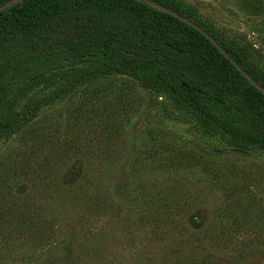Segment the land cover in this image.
Here are the masks:
<instances>
[{
  "label": "rangeland",
  "instance_id": "1",
  "mask_svg": "<svg viewBox=\"0 0 264 264\" xmlns=\"http://www.w3.org/2000/svg\"><path fill=\"white\" fill-rule=\"evenodd\" d=\"M140 1L196 21L264 84V10L249 14L233 0ZM143 20L81 7L0 38V264H264V150L209 127L156 82L121 70L74 82L112 66L106 46L120 43L136 74L190 84L204 92L192 97L201 109L232 133H258L261 114L199 62L203 45L173 29L154 34ZM21 112L24 123L14 117ZM103 145L111 147L104 155ZM172 146L211 162L165 169L148 161ZM130 156L145 166L128 169ZM236 198L243 209L233 219L218 214ZM22 208L51 222L42 242L20 239ZM68 235L73 260L55 246Z\"/></svg>",
  "mask_w": 264,
  "mask_h": 264
},
{
  "label": "trees",
  "instance_id": "2",
  "mask_svg": "<svg viewBox=\"0 0 264 264\" xmlns=\"http://www.w3.org/2000/svg\"><path fill=\"white\" fill-rule=\"evenodd\" d=\"M234 5L249 14H258L261 13L259 11L264 10V0H233ZM165 7L172 9L164 2H160ZM81 7H85L86 9L90 10H100V11H109L115 14L133 18V19H140L143 20V16L146 18L142 22H147L148 26L151 27L150 30L152 33L156 34L157 32H165L166 29H173L182 33L183 35L191 37L193 45L200 43L205 47L206 51L212 52L207 53L206 51L202 53H198L199 62L209 64L214 71V77L217 78L221 84L228 90L233 92H243L241 95L247 105L250 106V109L257 114H261L263 119V126L262 128L256 133V131H247L245 133H232L222 122L212 118V116L208 115L204 112L199 104L193 99V96L198 94L204 95V92L197 89L196 87L179 82L178 88L170 87L167 83H165L161 78L157 75L153 74H136L133 72L127 65L128 58L123 56L124 51L121 50L122 45L117 43V45H107L106 47L113 52L115 61L110 67H99L95 69H91L89 71H81L76 73L74 78V82L76 86H80L87 81V79H91L93 76L111 74L117 72L119 70L123 71L126 75L134 78L135 80H145V81H152L156 82L158 85L166 89L172 96L175 98L182 100L186 104H188L194 111L196 116L202 120L203 123L207 124L209 127L216 129L218 131L223 132L226 136H228L232 141L247 145L253 148H258L264 150V106L263 103L258 105L253 98V94L264 101V94L254 88L249 82L241 76V74L235 69L222 55L218 50L205 38L202 36L200 32H198L194 27L190 26L189 24L183 22L182 20L174 17L173 15L165 12L157 7L151 6L146 2L140 0H0V38H8L13 35H17L18 33H22L27 31L29 28L40 24L43 21H47L53 18L54 15L58 13L66 12L67 10L71 9H78ZM140 10H143L144 13L149 12V14H141ZM174 10V9H172ZM179 14L181 12L175 10ZM183 15V14H181ZM150 16V18H148ZM185 16V15H183ZM186 17V16H185ZM191 20V19H190ZM194 23L198 24L196 21L191 20ZM200 25V24H198ZM201 26V25H200ZM202 27V26H201ZM203 28V27H202ZM204 29V28H203ZM206 30V29H205ZM207 31V30H206ZM208 32V31H207ZM209 33V32H208ZM210 34V33H209ZM211 35V34H210ZM212 36V35H211ZM215 39V38H214ZM216 40V39H215ZM218 44L227 52L229 56H231L236 63L240 66V62L238 57L233 54L228 48L221 43L220 41L216 40ZM216 60H220V63H216ZM247 73L249 71L245 69ZM222 74V76H221ZM254 80H256L255 76L252 74L250 75ZM257 81V80H256ZM242 82V83H240ZM264 88V84L258 82ZM241 85V86H240ZM253 93H251L250 92ZM17 119L22 120L24 123L28 119L27 112H21L14 116ZM15 118L10 119L7 126L10 127L14 124ZM68 146V143H67ZM104 151L102 155L107 154L110 152L111 147L109 148L106 145H103ZM230 150H233L232 148ZM237 150V149H235ZM158 157L149 158V162H154L159 165V167H164L165 169L178 168L184 166H194L198 165L200 168L205 169L204 163L211 162L208 156H204L199 151H194L190 148H178L177 146H172L169 151L159 149L156 151ZM152 152V153H155ZM128 153V151L126 152ZM149 153V154H152ZM162 153H164L162 155ZM131 161H129L130 168L134 171L141 170L143 168V162L140 161L139 158H133V156L129 157ZM132 158V159H131ZM210 160V161H209ZM140 162V164H139ZM150 165V164H149ZM148 165V166H149ZM153 165V164H151ZM145 166V165H144ZM163 168V169H164ZM126 187H124L125 189ZM235 190V189H234ZM126 191V190H124ZM123 191V192H124ZM235 197L239 195L241 192L234 191ZM98 194V193H97ZM96 194V195H97ZM234 195L233 193H230ZM164 199V198H163ZM177 201V198L175 199ZM239 199H233L231 202L225 204L222 207L218 214L222 215L223 217L235 216L237 211H241L242 203L238 201ZM167 200H163V205L165 206L164 211H168V205L164 204ZM181 202V201H180ZM183 202V201H182ZM23 209V210H22ZM19 212V219L20 224L18 225V233L21 235V238L26 243L34 242H42L41 233L43 230L46 229L45 222L48 225H51V222L48 219L41 217V219L33 218L28 216V212H26V208H22ZM94 212L96 214H100L99 207L96 205L93 207ZM149 212L145 213L148 214ZM144 214V215H145ZM53 221L55 218H52ZM234 221V220H233ZM55 225V224H54ZM30 233L31 235H27ZM32 236V239L28 240L26 237ZM66 237V238H65ZM65 242L55 241V246L60 248L62 256L66 259L69 258L73 252L72 249V240L74 237L71 235L64 236ZM63 239V238H62ZM22 241V242H23ZM84 247H82L83 249ZM207 254V253H206ZM205 256H202V261ZM72 262V261H71ZM77 264V263H76Z\"/></svg>",
  "mask_w": 264,
  "mask_h": 264
},
{
  "label": "water",
  "instance_id": "3",
  "mask_svg": "<svg viewBox=\"0 0 264 264\" xmlns=\"http://www.w3.org/2000/svg\"><path fill=\"white\" fill-rule=\"evenodd\" d=\"M159 5V4H158ZM159 9L168 12L169 14L173 15L174 17L182 20L183 22L189 24L190 26L194 27L198 32L202 34L203 37H205L221 54L222 56L235 68L237 71L243 75V77L249 82L250 85H252L254 88H256L258 91H260L262 94H264V88L259 85L251 76L247 75V73L236 63V61L227 54V52L218 44V42L212 37L205 29H203L200 25L194 23L187 17L179 14L175 10H172L170 8H167L165 6H160Z\"/></svg>",
  "mask_w": 264,
  "mask_h": 264
}]
</instances>
